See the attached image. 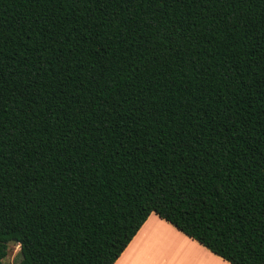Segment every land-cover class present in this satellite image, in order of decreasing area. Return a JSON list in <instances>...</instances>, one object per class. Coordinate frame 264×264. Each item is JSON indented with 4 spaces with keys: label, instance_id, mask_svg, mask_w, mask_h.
Listing matches in <instances>:
<instances>
[{
    "label": "trees",
    "instance_id": "16d2710c",
    "mask_svg": "<svg viewBox=\"0 0 264 264\" xmlns=\"http://www.w3.org/2000/svg\"><path fill=\"white\" fill-rule=\"evenodd\" d=\"M153 212L264 264V0H0V264H114Z\"/></svg>",
    "mask_w": 264,
    "mask_h": 264
},
{
    "label": "crops",
    "instance_id": "0c3cea01",
    "mask_svg": "<svg viewBox=\"0 0 264 264\" xmlns=\"http://www.w3.org/2000/svg\"><path fill=\"white\" fill-rule=\"evenodd\" d=\"M114 264H232L153 212Z\"/></svg>",
    "mask_w": 264,
    "mask_h": 264
},
{
    "label": "rangeland",
    "instance_id": "374dc122",
    "mask_svg": "<svg viewBox=\"0 0 264 264\" xmlns=\"http://www.w3.org/2000/svg\"><path fill=\"white\" fill-rule=\"evenodd\" d=\"M22 259L21 246L18 243L9 244V252L3 264H17Z\"/></svg>",
    "mask_w": 264,
    "mask_h": 264
}]
</instances>
